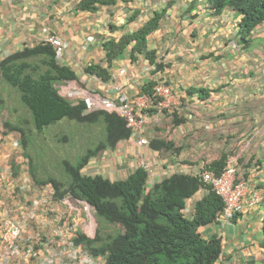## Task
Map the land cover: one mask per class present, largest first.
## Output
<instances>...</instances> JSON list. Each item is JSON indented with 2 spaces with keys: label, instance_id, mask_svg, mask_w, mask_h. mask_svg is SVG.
Masks as SVG:
<instances>
[{
  "label": "crops",
  "instance_id": "1",
  "mask_svg": "<svg viewBox=\"0 0 264 264\" xmlns=\"http://www.w3.org/2000/svg\"><path fill=\"white\" fill-rule=\"evenodd\" d=\"M0 1V61L25 47L44 42L48 34L60 35L68 45L61 63L77 73L78 83L87 91L115 97L117 92L113 87L120 84L135 96L143 94L146 83L163 80L173 87L172 104L167 108H173L176 95L195 104L199 120L206 119L205 129L217 134L216 142L191 141L188 150L172 142L169 148L154 147L153 142L165 141L157 137V127H161L165 112L154 110L155 122L144 133L149 145H141V136L132 134L115 148H106L92 157L82 169L84 175L124 180L142 159L152 167L149 184H153L176 173L195 175L234 166L238 179L264 194V45H256L258 31L264 25L253 32V42L245 44L239 39L242 16L232 9L215 15L208 0H196L194 9H191L194 0H120L111 5L99 4L95 12L80 10L81 0ZM170 3L160 27L148 39V50L156 52V61L163 67L157 68L144 53H136L133 59L132 45L110 65L106 43L111 39L118 42L125 34L138 30L156 10ZM235 38L244 53L236 61L220 59L234 51ZM214 50L221 55L218 59L206 56L201 60ZM184 53L187 59L176 62L175 57ZM92 64L107 68L111 78L105 81L87 72ZM193 89L196 90L191 92ZM198 89L210 90V95L201 99ZM187 109L191 111L189 107L184 108L185 112L172 109L176 127L170 138L196 127L194 115L186 113ZM213 113H216L215 123L207 119ZM17 140L18 137L9 135L8 143L0 144V232L7 216L6 197H27V188L32 187L28 160ZM11 155L14 162H10ZM15 189H20L21 195ZM42 190L40 194L44 196L49 187ZM39 192L37 189L35 195ZM207 193L208 189L203 187L186 201V216L194 217L196 203ZM28 230L21 242L23 247H27ZM199 230L207 237H221L222 254L216 264H264V203L243 208L229 222L216 221Z\"/></svg>",
  "mask_w": 264,
  "mask_h": 264
},
{
  "label": "trees",
  "instance_id": "2",
  "mask_svg": "<svg viewBox=\"0 0 264 264\" xmlns=\"http://www.w3.org/2000/svg\"><path fill=\"white\" fill-rule=\"evenodd\" d=\"M118 1L120 0H81L79 9L95 12L99 4L111 5ZM208 2L215 15L232 9L242 16L239 34L245 44H251L253 32L264 25V0ZM170 6L171 3L156 10L142 27L125 34L118 42L109 40L105 49L110 65L115 59L122 57L124 51L132 45L133 59L136 53H144L151 63H156L157 68H162L163 64L156 61V52L148 50V39L158 30ZM195 6L196 0L193 1L191 9ZM86 71L105 81L111 78L109 70L100 64L89 65ZM0 77L21 94L23 104L30 110L33 125L39 131L63 119L96 122L102 118L105 122L106 139L89 149L85 156L79 157L76 165L66 162V169L71 178L69 185L63 191L60 190L61 185H55L56 193L53 198L49 199L46 205L40 206L46 210L55 198L64 199V203L65 197H70L85 201L96 210L98 227L101 226L99 219L121 226V230L116 234L104 237L101 228L92 236L79 231L74 239L76 247L85 249L97 259L104 258V264L217 263L222 254L221 237L204 236L199 229L217 221L224 201L199 177L176 173L148 187V173L141 167L120 181H111L103 175L88 176L82 173V169L100 151L115 148L120 141L129 139L131 130L126 121L118 115L104 111L85 114L84 101L68 99L60 94L57 85L70 80L78 82L79 77L70 66L62 64L56 58L52 45L41 42L8 55L0 61ZM155 84L156 82L152 81L146 83L142 91L144 94H150L155 103H158L161 99L154 95ZM197 91L201 99L207 98L211 92L207 89ZM24 145L26 146V142ZM171 145L165 141L153 142L154 147L169 148ZM202 187L208 189V193L196 203L194 217L188 218L183 212L186 201ZM33 227L32 224L29 230ZM46 242L51 246L52 241L43 238L42 234L27 236V246L32 244L39 256L47 252L57 254L60 248L53 250L56 245L51 246L50 250L53 251H50L44 245ZM85 250H82L81 254ZM32 259L35 260L34 257ZM64 259L72 262L70 258ZM57 263L59 264V261Z\"/></svg>",
  "mask_w": 264,
  "mask_h": 264
},
{
  "label": "rangeland",
  "instance_id": "3",
  "mask_svg": "<svg viewBox=\"0 0 264 264\" xmlns=\"http://www.w3.org/2000/svg\"><path fill=\"white\" fill-rule=\"evenodd\" d=\"M238 28L240 29V26ZM239 39L241 42V36ZM237 41L238 39L236 38L232 41L234 51H229L220 59L232 62L241 57L245 50L241 49ZM258 43L264 45V29H259L258 31V38L256 39L257 46ZM222 48H224V46H222ZM177 56L180 57L178 58ZM177 56L175 57L176 62H179L178 59H187L185 53L178 54ZM206 56H208L207 59L215 60L221 55H217L214 50L213 53H208L207 55L202 56L201 60H205ZM258 73L260 72H257V74ZM211 106L213 107L215 104L211 103ZM183 107H189L191 109V111L187 109L186 113L194 115V119L197 122L196 127H193L194 129L189 131L187 130L186 134L180 136L176 135L170 138L173 127L175 126V123L173 124L172 109L184 111ZM196 108L195 104L183 101V99L178 98L176 95L173 108H165L163 110V112H165V118L160 123L161 127H157V137L168 142L176 143L179 147H186L187 150L191 146V141L203 142L204 140L210 139L211 141L216 142V132H210L205 129L203 123L206 119L199 120V115L195 114ZM203 116L205 117V115ZM215 118L216 113H213L211 117H208L207 119H209L208 121H213V123H215ZM186 125L187 124H184V126ZM0 129L4 134V140L2 143H8L9 135L18 137L22 143L21 151L24 152L25 158L28 160L30 178H32L30 181L32 187L27 188V197H24V195L18 198L6 197L7 201L4 205L6 208L14 206L15 203L19 202L20 198L25 204H27V207L30 208L33 203L32 199L39 200L43 195L40 194L43 191L42 188L47 186H53L55 189V185H61L60 190H65L71 181L70 174L66 169V162L76 165L79 157L81 158L82 156H85L89 149L94 148L100 142L104 141L107 136L106 125L102 118L96 122L63 119L62 121L39 131L33 125L30 110L23 104L21 94L17 89L11 87L2 80L1 77ZM204 133H206V135ZM24 142H26V146L24 145ZM164 151L168 152L166 149H164ZM170 152H172V150ZM6 158H8V156H6ZM10 158V162H14L12 155ZM12 171L15 173L14 169H12ZM37 189L40 190V192L38 195H35ZM15 191H18L20 195L22 193L20 189H15ZM65 198L66 200L64 203L62 201L64 199L61 200L57 197L53 200L51 205H48V207L44 206L47 207V209H41L39 216L36 220H32L28 229L31 228L32 224L34 227L25 235L31 236L42 234L43 238L52 241L51 246L56 245L53 249H57L65 246L61 243L58 244V237L55 236V232H53V230L58 227L57 225L58 221L61 220L60 218L69 220V222L75 224L77 230L81 232L84 231L85 227H88V229L94 234L98 228H101L103 237L116 234L121 230L120 225H112L103 219H99L101 226L98 227L96 210L92 206L89 205V209H86L84 202H78L73 199V202L76 203L73 204L69 198ZM75 206L76 209L74 210ZM63 221L64 220H62L60 224H62ZM44 245L47 249H51V246L47 242L44 243ZM43 254L45 255V253ZM62 264H68V262L63 261Z\"/></svg>",
  "mask_w": 264,
  "mask_h": 264
},
{
  "label": "built area",
  "instance_id": "4",
  "mask_svg": "<svg viewBox=\"0 0 264 264\" xmlns=\"http://www.w3.org/2000/svg\"><path fill=\"white\" fill-rule=\"evenodd\" d=\"M44 43L50 44L55 48L58 60L63 59L68 45L60 35L48 34L44 39ZM57 88L60 94L68 99L84 101L85 114L104 111L123 118L127 123V127L131 130V134H139L141 136L140 144L143 146L150 143L144 135L145 130L155 122V117L151 110L163 111L164 108L170 107L173 97L172 86L163 80L157 81L153 87L154 95L161 99L158 103H155V99L150 94L143 93L131 96L120 84H116L113 87L117 92L115 97L105 96L97 92L91 93L74 80L57 85ZM3 140L4 134L0 129V144ZM16 144H18V140ZM138 166L148 172L151 171L150 164L142 159L138 160ZM200 174L203 182L212 186L224 200V207L219 216V219L223 221H229L236 212L241 211L245 207L252 208L257 206L264 200V194L260 189L250 190L245 181L237 179V169L234 166L225 168L219 174L212 171H204ZM48 187L49 192L44 196L42 195L39 201H34L30 208L22 203H15L14 206L7 208V216L0 232V254H2L0 264L23 263L22 261L25 262L23 264H58V261L59 264H62V261H65L64 258L72 260L69 264H104V258L97 259L87 251L81 254L83 249L74 245L77 229L62 218L60 219L64 220V223L55 230L54 235L59 237L61 241L59 244H64L69 253L59 249L57 254L50 252L47 255L39 256L35 253V248L32 244L27 247L21 245L22 240L25 239V230L29 227L31 220L37 216L36 211L40 206L47 204L49 199L53 198L55 194L54 188L52 186ZM85 207L89 209L88 206ZM84 232L91 235L86 228ZM33 257L35 260L32 259Z\"/></svg>",
  "mask_w": 264,
  "mask_h": 264
},
{
  "label": "clouds",
  "instance_id": "5",
  "mask_svg": "<svg viewBox=\"0 0 264 264\" xmlns=\"http://www.w3.org/2000/svg\"><path fill=\"white\" fill-rule=\"evenodd\" d=\"M241 22V21H240ZM240 24V23H239ZM44 43V42H43ZM60 62H61V60H59ZM167 83V82H166ZM173 88V87H172ZM167 108V107H166ZM165 109V108H164ZM163 109V110H164ZM154 110H156V109H153V110H151V112H153ZM132 135V134H131ZM19 140V139H18ZM20 141V140H19ZM20 144H21V142H20ZM150 144V143H149ZM147 146V145H146ZM138 168H139V166H138ZM142 168V167H141ZM144 169V168H143ZM145 170V169H144ZM224 170V169H223ZM147 173H148V179H147V186L149 187L150 185H153V184H155V183H157V182H160V181H156V182H154L153 184H149V178H151V174H152V167H151V171H147V170H145ZM208 171H212V172H215V171H213V170H208ZM204 172V171H203ZM220 172H222V170L220 171ZM220 172H215V173H217V174H219ZM202 173V172H201ZM193 176H196V177H199L200 179H201V174L200 173H198V174H195V175H193ZM238 179V178H237ZM238 180H240V179H238ZM162 181V180H161ZM201 181L203 182V180L201 179ZM204 183V182H203ZM204 184H206V183H204ZM247 184V183H246ZM206 185H208V184H206ZM208 186H210V185H208ZM248 186V185H247ZM53 187V186H52ZM211 188H212V186H210ZM54 188V187H53ZM203 188V187H202ZM249 188V187H248ZM213 189V188H212ZM250 189V188H249ZM256 189H258V188H256ZM55 190V189H54ZM214 190V189H213ZM250 190H253V189H250ZM261 190V189H260ZM215 191V190H214ZM262 191V190H261ZM216 192V191H215ZM263 192V191H262ZM55 193H56V190H55ZM217 194V193H216ZM218 195V194H217ZM221 197V196H220ZM67 198H69L70 199V201L73 203V204H76L75 202H73V199H71L70 197H67ZM222 198V197H221ZM65 200H66V198H65ZM75 200V199H74ZM34 201H36L34 198L32 199V202H34ZM76 201H78V202H84L85 203V206H88L89 207V205L90 204H88L87 202H85V201H81V200H76ZM224 201V200H223ZM18 203H22L21 202V199L19 200V202ZM264 203V200L259 204V205H257V206H260V205H262ZM22 204H24V203H22ZM33 204V203H32ZM25 205H27V204H25ZM91 206V205H90ZM185 207H186V205H185ZM223 207H224V205H223ZM254 207H256V206H254ZM253 208V207H252ZM76 209V206H75V208H74V210ZM185 209V208H184ZM73 210V209H72ZM222 211V210H221ZM221 211L219 212V214H218V219H217V221H223V220H221V219H219V216H220V213H221ZM37 213V216L35 217V218H37L38 216H39V212H41V208H38V210L36 211ZM183 212H184V210H183ZM239 212V211H238ZM237 213V212H236ZM235 213V214H236ZM184 214H185V212H184ZM185 216H186V214H185ZM235 216V215H234ZM233 216V217H234ZM186 217H188V216H186ZM34 218V219H35ZM188 218H190V217H188ZM233 219V218H232ZM232 219H230L229 221H231ZM64 220H66V219H64ZM62 221V220H61ZM61 221L58 223V227L59 226H62V224H60L61 223ZM68 222H69V220H67ZM229 221H227V222H229ZM64 223V222H63ZM70 224H71V222H69ZM56 225V224H55ZM71 225H73V226H75V228H76V225L75 224H71ZM58 227L57 228H55L54 230H53V232H56L55 230H57L58 229ZM88 231H89V233H91V235L90 236H92L93 235V233L90 231V229H88V227H85ZM84 228V229H85ZM77 229V228H76ZM77 233H79V231L77 230ZM59 242H61L60 241V239H59V237H58V244H59ZM61 250H67L68 251V249H67V247H63V248H60ZM53 250H55V249H53ZM53 250H51V251H53ZM83 250H85V249H83ZM86 251V250H85ZM88 252V251H87ZM67 253H69V252H67ZM90 253V252H89ZM91 254V253H90ZM218 262V261H217ZM69 263V262H68Z\"/></svg>",
  "mask_w": 264,
  "mask_h": 264
}]
</instances>
